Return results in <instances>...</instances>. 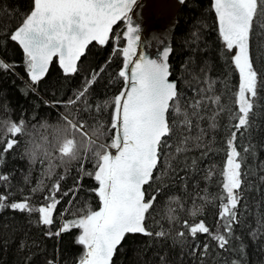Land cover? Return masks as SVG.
Listing matches in <instances>:
<instances>
[{"label": "snow or ice", "instance_id": "snow-or-ice-1", "mask_svg": "<svg viewBox=\"0 0 264 264\" xmlns=\"http://www.w3.org/2000/svg\"><path fill=\"white\" fill-rule=\"evenodd\" d=\"M140 7L138 0L0 3V45L22 50L27 89L37 91L54 58L66 77L83 68L70 95L54 91L42 103L89 141L81 153L75 137L57 129L49 158L47 136L44 144L24 139L38 111L0 118V166L21 142L28 166L19 170L23 187L13 185L15 169L0 168V210L35 214L31 223L54 240L70 235L82 247L73 264H115L119 248L137 239L155 250L156 264H249V244L264 249V0H209L212 24L190 33L197 47L175 79L170 29L142 37ZM212 27L209 47L201 30ZM153 42L155 55L144 50ZM91 44L108 51L85 67ZM15 64L0 58L4 70ZM98 84L103 92L94 91ZM33 245L20 241L28 249L23 264H61L58 247L41 261Z\"/></svg>", "mask_w": 264, "mask_h": 264}, {"label": "trees", "instance_id": "trees-1", "mask_svg": "<svg viewBox=\"0 0 264 264\" xmlns=\"http://www.w3.org/2000/svg\"><path fill=\"white\" fill-rule=\"evenodd\" d=\"M4 0H0L3 3ZM10 5L22 6L27 0H7ZM214 19V15L209 12V0H185L179 7L177 12V23L172 36L173 53L170 54V63L173 66V77L176 78L181 74V64L191 56L193 53L191 49L197 47L190 33L195 27H202V23L211 25ZM201 36L207 41L209 47L216 41L217 34L215 27L202 28ZM200 49H204L205 45L201 43ZM108 49L107 46L97 48L95 44H91L87 55L83 58L84 66L91 64L92 67L96 66L98 60L101 57L106 56ZM211 53L205 52L204 55L208 56ZM0 57L7 61H15V70H4L0 68V118L3 116L11 115L13 118H18L26 110L29 115L38 111L39 116L36 120L31 121L32 124H36L37 128H31L29 126L28 131L33 135L25 136L26 141L38 142L44 144L42 139L47 136V150L49 158L53 154V144L56 142L58 135L57 129L61 130L62 133H67L69 137L74 136L77 149L81 153L89 150V141L83 137L80 132L73 133L72 129L64 124L63 121L57 123V111L48 108L43 105L42 100L52 97V93L55 91L56 96L70 95L72 90L78 86V83L83 79V68L78 74L65 76L62 74L60 68L56 62L53 61L49 67V72L46 74V78L40 82L37 91L33 92L26 88V67L23 65L22 51L18 46H9L5 48L0 45ZM200 61V56H196V61ZM102 62V61H101ZM115 68V65H113ZM215 72V70H214ZM107 75V73H106ZM188 76H185L187 79ZM104 84H107L105 80ZM34 87H36L34 85ZM99 90L103 92V85L98 84L94 91ZM110 94V93H109ZM5 106L8 111L5 110ZM59 111H63L62 108ZM44 120H48L51 123V127L46 130L40 129L39 124L43 123ZM258 123L264 125V118L258 120ZM89 133L91 129L88 130ZM195 134V133H193ZM23 140V138H21ZM26 144L21 142L20 146L16 149L15 154H8L4 165L0 166L3 170L12 171L15 169L14 176L16 179L13 181V185L23 187V184L19 183L20 180V169L24 172L28 171L27 156L21 155L23 148ZM222 159V154L215 157V160L219 161ZM259 159H264V152L260 153ZM207 163V161H206ZM250 163H254L250 161ZM39 162L34 166L36 170L39 169ZM91 167V165H89ZM33 183L38 178V172L33 171ZM255 177H253L254 179ZM219 179V177H217ZM203 187V185H201ZM3 190L2 184H0V191ZM216 184L213 182L209 186V191L212 193L216 192ZM180 195L181 193H175ZM259 199V196H256ZM90 202L95 206L97 204L96 197H90ZM191 202L189 201V204ZM253 213L256 212V206L253 205ZM264 211V209H262ZM212 208L208 207V219H211ZM35 218V214L29 217L28 214L20 215L19 213H13L11 210L4 211L0 210V264H23V261L27 255V248H20V241L26 240L29 245L32 246L31 251L37 253L36 260H43V253L45 250L51 253L54 248L58 247L60 250L61 264L67 261L68 264H73V259L79 255L81 246L76 243L70 235H64L59 241L54 240L43 235L40 226L31 223V220ZM254 226V225H253ZM5 241L7 246H5ZM155 250L151 245H146L144 240L137 239L136 243L125 242L124 247L114 254L115 264H156L157 257L154 254ZM248 262L249 264H264V249L257 247L255 243H250L247 249ZM235 258V257H234ZM35 264V261H34Z\"/></svg>", "mask_w": 264, "mask_h": 264}, {"label": "bare ground", "instance_id": "bare-ground-1", "mask_svg": "<svg viewBox=\"0 0 264 264\" xmlns=\"http://www.w3.org/2000/svg\"><path fill=\"white\" fill-rule=\"evenodd\" d=\"M177 4L178 0H148L143 10L139 11L144 23L142 37L153 32L161 22L173 15Z\"/></svg>", "mask_w": 264, "mask_h": 264}, {"label": "water", "instance_id": "water-1", "mask_svg": "<svg viewBox=\"0 0 264 264\" xmlns=\"http://www.w3.org/2000/svg\"><path fill=\"white\" fill-rule=\"evenodd\" d=\"M148 0H138V3L141 5L140 9H138L137 11H142L143 8L145 7L146 3H147ZM185 0H183L184 2ZM182 3L179 2L178 0V4L175 6V9H174V12H173V15H171L170 17H168L166 20H164L163 22L160 23L159 27L156 28L153 32H156V33H162L164 32L165 30H168L170 29V40L172 42V36H173V33H174V29H175V26H176V23H177V12H178V9L180 7ZM147 8V7H146ZM152 32H149L147 33L146 35L144 36H147L148 34H150ZM21 50V49H20ZM144 50L148 51L150 54L152 55H155L158 48L155 44V42H153L152 46L150 47H145ZM22 51V50H21ZM1 58V57H0ZM53 61L56 62L57 66L60 68L59 64H58V59L57 58H54ZM52 61V62H53ZM51 62V63H52ZM50 63V65H51ZM50 67V66H49ZM61 70V69H60ZM62 72V70H61ZM63 74V73H62ZM65 75V74H64ZM26 78H27V81L29 80L28 76H27V72H26ZM81 251H82V247H81Z\"/></svg>", "mask_w": 264, "mask_h": 264}, {"label": "clouds", "instance_id": "clouds-1", "mask_svg": "<svg viewBox=\"0 0 264 264\" xmlns=\"http://www.w3.org/2000/svg\"><path fill=\"white\" fill-rule=\"evenodd\" d=\"M37 158H39V157H37Z\"/></svg>", "mask_w": 264, "mask_h": 264}]
</instances>
